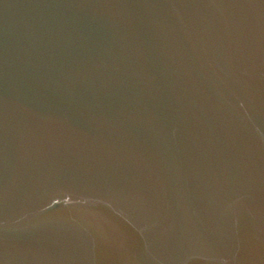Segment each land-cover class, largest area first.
<instances>
[{
  "label": "water",
  "instance_id": "1",
  "mask_svg": "<svg viewBox=\"0 0 264 264\" xmlns=\"http://www.w3.org/2000/svg\"><path fill=\"white\" fill-rule=\"evenodd\" d=\"M0 264H264V0H0Z\"/></svg>",
  "mask_w": 264,
  "mask_h": 264
}]
</instances>
